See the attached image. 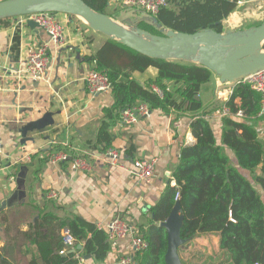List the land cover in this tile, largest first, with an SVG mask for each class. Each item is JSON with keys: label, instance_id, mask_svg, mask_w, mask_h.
Instances as JSON below:
<instances>
[{"label": "crops", "instance_id": "0c3cea01", "mask_svg": "<svg viewBox=\"0 0 264 264\" xmlns=\"http://www.w3.org/2000/svg\"><path fill=\"white\" fill-rule=\"evenodd\" d=\"M122 1L110 0V12H118L128 19L131 11L123 9L130 7H123ZM240 1L244 2V7L254 5L256 10L246 9L243 13L238 6L225 22L226 31L242 29L251 20L264 21V13L260 12L264 0ZM55 16L64 29L61 45L53 43L41 28L31 29L22 23V18L7 19L0 27V252L6 244L4 228L27 231L28 224L38 215L36 207L52 202L63 208L60 214L79 217L99 229L115 216L131 225L134 235L141 236L152 225L160 226V222L153 223L151 210L169 186L177 185L174 174L180 164L182 148L196 143L190 127L191 114L152 111L150 117L142 118L136 125L126 127L118 121L109 129L113 135L111 148L119 151L120 162L125 167L130 168L138 159L156 161L148 180H139L125 169L106 164H98L89 174L76 171L70 163H52L49 157L56 148H68L69 152L73 148L85 149L93 155L102 153L92 146L98 142L105 109L114 104L112 92L88 94L84 80L94 70L86 58L95 55L109 38L93 31L79 18L65 14ZM16 35L20 39L18 53L13 50ZM36 45L49 48L50 66L40 80L25 75L28 53ZM158 75L159 71L153 67L132 73L142 85ZM165 84L172 89L180 87L172 81ZM233 89L222 84L213 73L211 80L201 86L198 96L204 107L213 110L208 119L219 145L231 165L240 169L233 151L222 145L221 113L228 108L226 104ZM236 103L240 105V99ZM259 117L249 123L264 141V116L260 113ZM235 118L246 119L245 115H235ZM241 172L249 176L247 171ZM52 192L57 193L55 199L49 198ZM111 244V253L103 264H115L133 255L131 236ZM179 254L183 264H195L197 260L204 262L214 254L226 253L220 249L219 235L203 234L184 245ZM86 256H83L84 264H95ZM228 263L231 264L229 258Z\"/></svg>", "mask_w": 264, "mask_h": 264}, {"label": "trees", "instance_id": "16d2710c", "mask_svg": "<svg viewBox=\"0 0 264 264\" xmlns=\"http://www.w3.org/2000/svg\"><path fill=\"white\" fill-rule=\"evenodd\" d=\"M83 1L114 20L164 36L163 28L189 34L205 29L223 33L225 22L238 10L239 0H169L170 7L155 15L135 8L123 9L131 11L128 19L118 12H110V0ZM7 22V19L0 20V27ZM19 44V35H16L13 45L16 53ZM86 60L94 70L109 78L114 98L113 106L104 111L103 125L93 149L109 150L113 146L109 129L118 123L126 109L141 103H147L151 111L192 115L190 127L196 143L182 148L174 174L177 185L169 186L151 210L153 223L166 221L175 203L180 201L185 215L183 239L191 241L197 235L217 234L220 249L228 255L231 264H264V141L249 123L260 119L261 96L248 84L239 82L233 86V94L226 104L230 114L222 116V145L233 151L239 169L231 165L218 143L208 119L213 110L197 99L201 86L211 80V70L190 62L150 58L110 38ZM150 67L159 71L155 80L142 85L132 77V73L145 72ZM167 81L180 87L169 88ZM239 110L244 111V121L235 118ZM62 149L55 151L69 152L68 148ZM36 209L38 215L28 224L27 231L4 228L6 244L0 252V264H79L78 254L90 255L95 264L105 263L112 250L106 231L79 217L60 214L63 208L56 202ZM66 232L76 245L83 246V252H69L65 245ZM141 237L149 247L136 255L138 264H166V230L152 225Z\"/></svg>", "mask_w": 264, "mask_h": 264}, {"label": "water", "instance_id": "95a60500", "mask_svg": "<svg viewBox=\"0 0 264 264\" xmlns=\"http://www.w3.org/2000/svg\"><path fill=\"white\" fill-rule=\"evenodd\" d=\"M38 13L65 14L79 18L90 29L120 42L150 58L184 61L202 65L216 74L222 84L235 86L247 77L264 70V21L243 30L219 33L205 29L193 34L162 29L164 36L153 35L140 28H129L108 15L98 13L83 0H3L0 20L17 19ZM31 29L39 26L32 20ZM199 100V96H197ZM185 215L177 201L166 221L160 223L167 233L166 264H183L179 251L190 240L182 238ZM83 251L78 245L70 253ZM87 259L91 256L87 255Z\"/></svg>", "mask_w": 264, "mask_h": 264}, {"label": "built area", "instance_id": "2783aa9c", "mask_svg": "<svg viewBox=\"0 0 264 264\" xmlns=\"http://www.w3.org/2000/svg\"><path fill=\"white\" fill-rule=\"evenodd\" d=\"M243 1H238V6H243ZM123 7L135 8L143 11L147 14L155 15L162 9L170 7L169 0H123ZM29 20L37 23L39 28L44 30L51 41L57 45H61L64 42V29L58 22L56 16L53 13H38L29 16L22 17L21 22L27 23ZM50 66L49 48L47 45L33 46L27 57L25 75L27 78L40 80L45 75ZM85 85L88 94L94 96L112 90V84L109 78L96 70H91L85 77ZM249 85L251 90L255 91L261 96V115L264 116V70L256 74L247 77L242 81ZM230 88H233L228 84ZM158 93L159 91L155 89ZM152 111L147 103H141L132 108L126 109L120 116V124L123 126L136 125L142 118L146 119L150 117ZM230 114V109L225 108L221 113V116ZM237 117H243L244 111L239 110L236 114ZM1 154V146H0ZM50 161L56 165H62L65 163L72 164L76 171L82 173H89L95 171L98 164H106L111 167H117L127 170L130 174L138 178L139 180H148L152 177L155 169L156 161L154 159H138L132 163V166L125 167L120 162V153L118 150L110 148L106 152H102L99 155H93L85 149L79 150L73 148L71 152L55 151L51 153L49 157ZM57 197L56 192L49 194L50 199ZM101 230L106 231L109 241L111 243L116 242L121 238L128 236L132 237L133 255H129L119 259L115 264H138L136 261L137 254H143L148 249V243L141 236L134 235L135 229L129 225L124 219L119 216L113 217L108 223L99 226ZM65 245L67 249L76 248L75 240L66 232ZM79 264H84L85 259L83 256L78 255Z\"/></svg>", "mask_w": 264, "mask_h": 264}, {"label": "rangeland", "instance_id": "374dc122", "mask_svg": "<svg viewBox=\"0 0 264 264\" xmlns=\"http://www.w3.org/2000/svg\"><path fill=\"white\" fill-rule=\"evenodd\" d=\"M241 8V10H239V11H241V12H245L246 11V9H255L256 10V7L254 6V5H246L245 7L244 6H242V7H240ZM260 12H263L264 13V8L262 9V11L260 10ZM117 22H120V23H122V24H124L125 26H128L129 28H134V27H132V26H130V25H127V24H125V23H123V21H120V20H116ZM256 21H254V20H251V21H249V25H247V26H245V27H243L242 29H239V30H243V29H248V28H251L252 26H254V23H255ZM259 22V21H258ZM257 23V22H256ZM249 26V27H248ZM228 30H230V29H228ZM237 29H235L234 31H236ZM107 39H108V37H107ZM184 247V246H183ZM184 249V248H183ZM182 249V251H184ZM195 264H230V263H228V258H227V256H226V254H221V255H219V254H214L213 256H210L209 257V259H205V261L204 262H200V261H196L195 262Z\"/></svg>", "mask_w": 264, "mask_h": 264}]
</instances>
